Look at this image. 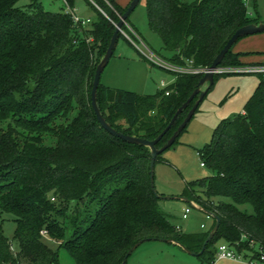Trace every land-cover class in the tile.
<instances>
[{
  "label": "trees",
  "instance_id": "1",
  "mask_svg": "<svg viewBox=\"0 0 264 264\" xmlns=\"http://www.w3.org/2000/svg\"><path fill=\"white\" fill-rule=\"evenodd\" d=\"M18 1L0 0V216H12L17 243L12 253L0 220V264H59L60 248L75 264H122L137 242L152 239L200 252L215 221L204 232L177 229L151 190L148 148L108 134L91 108L96 66L129 4L85 0L97 18L80 27L63 11H45L38 0L25 9ZM145 6L149 28L176 53L170 63L190 61L200 69L211 65L235 30L261 22L249 16L244 0H145ZM232 48L220 68L242 66ZM256 75L242 113L220 121L199 153L211 175L187 183L179 195L219 218L218 230L196 256L207 264L223 243L239 253L264 250V73ZM175 77L167 95L162 90L141 96L99 84V111L117 132L153 140L202 74ZM154 108L157 115H149ZM161 161L160 154L155 165ZM245 204L252 214L240 210ZM41 231L57 243L55 251Z\"/></svg>",
  "mask_w": 264,
  "mask_h": 264
},
{
  "label": "rangeland",
  "instance_id": "2",
  "mask_svg": "<svg viewBox=\"0 0 264 264\" xmlns=\"http://www.w3.org/2000/svg\"><path fill=\"white\" fill-rule=\"evenodd\" d=\"M45 11H65L62 0H38ZM122 7H126L131 0H116ZM192 1V0H187ZM30 0H19L16 6L25 9ZM75 14L83 20L89 19L90 23L97 16L85 0H71ZM245 6L250 17H258L264 22V0H246ZM128 23L125 21L117 41L113 55L102 72L100 84L110 89H119L134 92L138 95H155L161 92V82L170 86L175 80V74L161 68L157 63H152L148 57L170 63L176 53L163 47L160 37L153 32L147 21L145 0H140L136 8L130 13ZM142 40L149 52L140 44L139 48L127 41L123 34H129L128 26ZM123 32V34H122ZM138 42V40L136 41ZM152 56H150V54ZM232 53L239 54V61L243 67L260 66L264 64V33H258L241 38L233 46ZM234 68V67H229ZM216 74L210 91L199 104L196 112L179 135L176 143L161 154L163 161L158 162L154 168V188L158 195L178 197L187 183L203 179L211 172L201 166L199 153L210 142L213 131L220 121L232 118L242 113L247 100L252 96L258 84L255 73L245 74ZM149 115L156 116L157 108L149 111ZM159 209L168 215L170 222L180 226L184 233L193 234L209 229L212 220L189 204L177 200H159ZM189 207L190 213L182 219L183 209ZM240 210L252 214L250 205H242ZM3 235L10 240L11 252L17 251V243L13 241L15 223L11 215L3 214ZM203 224L204 228L200 225ZM42 241L51 249H57V243L47 235L42 236ZM256 250L257 248L254 247ZM249 254V252H247ZM59 264H75L67 252L58 250ZM127 264H207L201 262L196 256L186 253L174 243H160L150 241L138 247L128 258ZM213 264H245L233 263L228 260L215 259Z\"/></svg>",
  "mask_w": 264,
  "mask_h": 264
},
{
  "label": "water",
  "instance_id": "3",
  "mask_svg": "<svg viewBox=\"0 0 264 264\" xmlns=\"http://www.w3.org/2000/svg\"><path fill=\"white\" fill-rule=\"evenodd\" d=\"M140 0H131L128 7L126 8L125 12L119 17L118 22L115 24V29L112 34V37L110 39L109 45L106 49L105 54L100 59L99 63L96 66L93 81H92V87L90 92V102H91V108L93 110V113L100 124L101 128L106 131L111 136L120 138L121 140L134 144L139 145L148 148L150 153V163H149V181L151 190L155 196V198L159 200H170V199H177L180 201H183L187 204H189L192 208L204 213L206 216H208L210 219H213L215 221L213 229L209 232L206 240L204 241L201 251L198 253H192L189 252L187 249H185L183 246L174 243L172 241H168L165 239H159L158 241L161 242H170L174 243L176 246L182 248L186 253L198 256L200 255L207 243L213 238L214 234L218 230L219 227V218L215 216L214 214L210 213L209 211L202 208L200 205L196 204L195 202L188 200L185 197H169L164 195H158L154 188V167H155V160L156 157L160 154H162L164 151H166L168 148H170L175 140L179 137V135L182 133V131L185 129L188 122L191 120L192 116L194 115L195 111L197 110L199 104L202 102L208 91L211 89V87L214 84V75L217 68H219L220 64L222 63V60L224 56L227 54V52L232 48V46L241 38L255 35L258 33H264V22L259 23H251L248 25H245L241 28H238L235 30V32L232 34V36L227 40L223 48L220 50V52L217 54V56L212 61L211 65L206 68L205 72L202 74V77L200 78L196 88L194 91L190 94V96L187 98V100L176 110L175 114L173 115L172 119L170 120L169 124L166 126V128L153 140H144L141 138H137L134 136H128L123 135L119 132H117L115 129H113L103 118L102 114L99 111V108L97 106L96 102V94H97V88L100 84V79L102 72L104 71L105 67L107 66L111 56L113 55V52L115 50L117 41L119 39V33L120 30L126 21V19L129 17L130 13L136 8ZM194 101L192 107L189 109L187 115L183 119V121L180 123V125L177 127L175 132L172 134V136L166 141V143L160 147L156 148V144L161 140V138L165 135V133L169 130L171 125L174 123L178 115L181 114L190 104ZM149 240H141L137 242L126 254L125 258L122 261V264H126L128 256H130L141 244L148 242ZM154 241V239L150 240Z\"/></svg>",
  "mask_w": 264,
  "mask_h": 264
},
{
  "label": "built area",
  "instance_id": "4",
  "mask_svg": "<svg viewBox=\"0 0 264 264\" xmlns=\"http://www.w3.org/2000/svg\"><path fill=\"white\" fill-rule=\"evenodd\" d=\"M246 0H244L245 2ZM63 4L65 5L66 10L63 11L65 14H69L71 16V19L73 21V23L76 26H80V27H85L86 24L90 23L89 19L83 20L80 17H78L74 12V8H71L67 2V0H62ZM129 29V34H122L127 37L128 41L130 43H132L135 47L139 48V44L140 46H142L145 50H148V48L144 45V43L142 42V40L135 34V32L132 30V28L130 26H128ZM121 33V32H120ZM138 40V42H136ZM150 56L151 53H149ZM148 60L151 61L152 63H157L161 68L165 69L168 72H172L173 74H203L206 70V68L204 69H200V68H193L191 65V62L188 61L186 65L183 66H179V65H174L168 62H162L158 59H153L152 57H148ZM220 73H234V74H245V73H255V74H261L264 73V65H260V66H252V67H234V68H229V67H225V68H217L215 71V75L216 74H220ZM161 87L163 88V90H166L167 86H165L164 82H161ZM169 93V91L166 90L165 94L167 95ZM201 166H203V164H201ZM190 213V208L186 207L183 209L182 212V219H186L188 214ZM207 218H209L208 216H206ZM203 227V226H202ZM177 229H179L177 227ZM41 235L42 236H46V232L45 231H41ZM258 249V254L254 255L252 253H239L235 250L234 247H230L229 245L223 243L220 244L217 248V252H216V258L217 260H228V261H233V262H238V263H245V264H264V250L257 248Z\"/></svg>",
  "mask_w": 264,
  "mask_h": 264
},
{
  "label": "crops",
  "instance_id": "5",
  "mask_svg": "<svg viewBox=\"0 0 264 264\" xmlns=\"http://www.w3.org/2000/svg\"><path fill=\"white\" fill-rule=\"evenodd\" d=\"M202 226H203V227H202ZM177 227H178L179 229H181L180 226H177ZM200 227H201V228H204V225L201 224ZM148 242H150V241H148ZM158 242H160V243H166V244L170 243V242H161V241H158ZM145 243H147V242H145ZM143 244H144V243H143ZM141 245H142V244H141ZM141 245H140V246H141ZM140 246H139V247H140ZM127 261H128V260H127ZM127 261H126V264H127ZM231 262H233V261H231ZM233 263H238V262H233Z\"/></svg>",
  "mask_w": 264,
  "mask_h": 264
}]
</instances>
